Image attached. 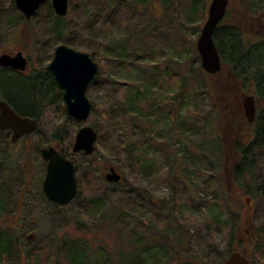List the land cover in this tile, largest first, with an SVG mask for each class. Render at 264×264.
Segmentation results:
<instances>
[{"label":"rangeland","instance_id":"1","mask_svg":"<svg viewBox=\"0 0 264 264\" xmlns=\"http://www.w3.org/2000/svg\"><path fill=\"white\" fill-rule=\"evenodd\" d=\"M80 1L83 0H68V10L71 4L75 3L74 10L80 12L78 10L83 9L82 4H79ZM131 1L127 0L130 4ZM150 1L145 0L143 7L148 4L149 11L158 18L164 15L166 20L169 19V26L172 27L173 21L177 25L179 20H182V15L187 11L184 7L187 8L189 0H163V2L159 0L160 3ZM196 1H199L200 15L190 25L183 27L182 46L184 47L164 51V54L166 52L167 57L170 58L168 65L173 69L174 74H179L182 78H188L191 74L197 73L198 68L201 67L196 41L206 21L210 0ZM149 11L140 16V20H137V17L134 18L132 27L137 26L139 29L149 21L155 22L156 25L157 21L154 16L150 17ZM18 12L14 0H0V54H15L21 51L29 60L35 58L33 52L35 33L38 40L47 38L44 36L45 15L39 8L30 20L26 21L20 12L21 17L17 14ZM226 12L219 22L220 30L217 32L216 41L227 49L226 47H229L231 43L230 34L236 31L231 30L230 26L240 27L242 41L252 46L247 47V60L242 58V62L236 65L235 71L240 74L247 70L252 74L247 73L243 90L236 88L234 96L224 97L216 90V87H212L211 83L209 94L212 100L215 96L220 102L225 101V98L228 99L230 102L227 108L232 111H235V103L233 104L232 100L240 101L242 115V100L252 95L256 107L255 120L260 118L264 122V41L259 38V35H264V0H228ZM115 32L119 38L125 35L117 29ZM236 33L239 34L238 31ZM38 40L37 42L43 45L42 41ZM237 41L238 37L235 42ZM155 43L158 47L163 45L159 40L153 42ZM61 44L63 43L50 42L44 46L46 52L42 58L44 65L49 64L52 57L48 58ZM73 49L88 54L97 66L101 65L100 46L93 47L94 54L91 49L83 46L77 45ZM227 54H225L227 60L224 68L218 71L222 74L216 76V79L222 83L226 80L240 83L232 76V64L228 63L230 60ZM256 69H259V73L255 72ZM4 70L0 69V98L5 100L8 98V91L2 87L5 85L4 82H9L12 70ZM144 72L145 69L139 67V64L132 66L129 70L121 69L116 73H108L104 70L102 76L110 75L113 83L101 85L100 90L97 87L100 86L98 84L100 82L96 81L95 85L94 80L89 84L86 97L94 110L85 121L73 120L66 112L64 113L63 99L56 98L54 102L42 109L35 131L25 138H19L16 148L7 144L6 139L0 136V231L4 227L5 235L10 239L12 246L11 255L3 264H31V259L26 260L27 252L33 256L37 264H115V256L120 254L121 249L125 253L134 250L130 239L135 237L136 233L150 238L148 241L150 244L147 245V248H150L149 253L146 251L141 253L145 264H156V261L163 257L168 264L184 262L185 264H224L231 246L235 250L238 249V240L240 244L246 245V238L244 241L242 239L244 236L235 231V216L223 225L209 218L212 204L216 199L221 206L220 198L225 195V184L217 162L210 159L206 149L202 148L203 144H206L209 150H213L211 147L213 145L218 146L217 142H212L213 137L216 138L213 134L215 126L210 121L213 113L210 99L202 87L193 91L194 93H188V97L175 98L173 103L171 101L170 105L177 110H175L177 118L172 130L168 132L172 126L170 120L157 129L156 134L149 131L143 132L145 138L161 137L163 142L155 139L153 146H145L146 156L155 159V167L151 172L143 175L134 174L131 168L130 171L123 168L121 159L116 156H107L104 147L96 143L95 151L91 156L70 154L76 166L78 198L76 196L69 204L60 206L45 197L42 182L46 162L40 156V149L53 146L54 137L59 130L73 137L83 126L92 128L98 126L101 131H106L108 124H100V114L104 112V109L115 108L120 103L121 92L143 80L146 73ZM23 75H25L22 77L23 81L26 82L30 77L33 78V75L29 76L28 73ZM10 87L16 95L20 92L17 91L19 86L12 81ZM190 88H194L192 84L187 87V89ZM151 91L150 100L155 97V99L166 101L176 94V90L167 91L159 86ZM52 93V90L49 91L46 97ZM142 119L139 123L145 127L148 126L146 123L148 119L153 120V118H147L144 121ZM149 123L153 125V122ZM226 126L229 127L230 124L227 123ZM131 130L139 131L137 128L130 129V127L124 129L125 133ZM181 130H183L182 133ZM234 131L232 126L226 131L224 143L221 144L225 148L224 152L228 153L233 138L237 135ZM68 142H64L65 146L69 145ZM213 154L218 156L219 152L213 150ZM168 157L177 159V163H172L170 166L167 162ZM92 162L94 167L96 166L94 174L86 176L85 167ZM98 163L105 166L101 168ZM255 166V185L260 190L257 203H254L252 211L249 210L250 223L254 227L264 229V153L259 154ZM110 168H114L120 174L119 182H106L105 175ZM101 177L103 181L100 180ZM230 192L231 194L227 196L228 204L232 205L234 212L239 214V204L249 205L251 201L245 195L239 196L240 191L236 190L233 183L230 184ZM99 203L101 207L98 212L95 207ZM124 209L126 211H123ZM111 214H118L117 221L111 219ZM223 215L225 216L224 213ZM11 218L17 219L15 221L17 225L8 222ZM170 223L175 227V233L181 232L185 236V244L178 255L169 247L166 240L156 237L161 230L170 226ZM252 225L249 226L252 227ZM248 231L249 227L244 228L245 234ZM232 236H234L233 240ZM190 238L193 240L191 241ZM170 240L172 241V237ZM80 248L84 250L81 260L76 259L73 263L71 258L74 255L70 257L69 254L79 251ZM259 252L251 264H264V247Z\"/></svg>","mask_w":264,"mask_h":264},{"label":"trees","instance_id":"2","mask_svg":"<svg viewBox=\"0 0 264 264\" xmlns=\"http://www.w3.org/2000/svg\"><path fill=\"white\" fill-rule=\"evenodd\" d=\"M83 1L79 3L82 4L83 7L82 10H78L80 12L74 10L76 5L72 3L65 17L56 16L49 1L39 7L45 15L44 36L47 38L38 40V37H36L37 34L35 33L34 36L36 39L33 40L35 45L33 49L35 58L29 59V69L27 72H10L11 78L9 82H4L5 85L2 87L4 90L8 91V98H5V100L0 99L7 102L18 115L35 119L37 124L39 122V114H42L43 108L48 106L49 103L54 102L56 98L63 99L62 90L58 87L51 74L46 70V65L42 62L43 55L46 53L44 46L50 44V42L53 44L62 42L72 48L77 47V45L83 46L91 49V51L93 47L97 48L100 46L102 53L99 62L101 65L98 66V74L94 79L95 85L100 82L98 83L100 86H97L99 90L103 85L113 83L110 79V75L105 74V76H102L104 70L108 73H116L121 69L129 70L132 66L139 64V67L141 66L145 69V78L140 80L137 84L130 85L129 89L123 90L119 97L120 103L115 108L111 107L107 110L104 109V112L100 114V124H108V129L106 131H101L98 126H94L93 128L97 133L96 143H100V145L104 147L107 156H116L118 159H121L120 161L123 168L129 171L131 168L134 174L143 175L151 172L155 167V159L146 156L145 146H153L155 139L162 142L161 137L145 138L143 132L149 131V133L156 134L157 129L167 124V121L170 120L172 121V126L168 132L172 130L177 118V110L174 106L172 107L170 105L171 101L173 103L175 98L188 97V93H194L193 91L202 87L206 96L208 95L207 97L210 99L213 113L210 121L215 126L213 134L216 138L212 136L214 138L212 142L218 143V146L213 145L211 147L214 151L219 152V155L215 156L213 150L206 148V144H203L202 148H204V150L206 149L210 159L217 162L225 184V195L220 198L221 206L218 205L219 203L216 199L212 204L213 208L209 214V218L217 224L223 225L234 216L236 217L235 231L242 234L244 236L242 239L245 241L246 238L247 241H245L246 245L244 243L242 245L238 240V249L235 250L231 246L230 253L232 251H239L249 260V264H251L253 258L259 255V251L264 247V229L263 227H254L250 223L251 212L249 211H252L253 206H255L254 203H257L259 199L258 191L260 188H257L255 185V164L259 154L264 153V122L259 118L253 123H247L240 111V101L236 99L232 100L233 98L231 99L233 101L231 102L233 104L235 103V111H232L230 108H227L228 102L230 101L226 98H228L229 95L234 96V93L237 91L236 88L243 90V86L245 85L244 79H246L247 73L252 74V72H248L247 70L240 74L235 71L236 65L242 62V58H246L247 60V47L252 46V44L242 41L243 38L240 37V35L242 36L240 27L231 25V30L233 29L236 31L230 34L231 43L229 47H226L227 49H224L222 44L216 41V37L218 36L217 32L220 30V25H218L213 31V40L221 59V69H223L226 64L227 57H225V54L228 53L227 56L231 62L228 61V63L232 64L231 69L233 70L231 71L233 74L230 73L237 80L234 77L233 79L241 84L230 80H226V82L222 83L216 79V76L222 74L221 72L208 74L205 73L201 67L198 68L197 73L191 74L188 78H182L179 74H174L175 72L170 65H168L170 58L167 57L166 52L164 54V51L167 50L168 52L170 49L178 50L184 47L182 46L184 42L183 27L190 25L191 22L200 15V10H198L199 1L189 0L187 8L184 7V10L187 11L182 15V20H179L177 25H175L176 23L173 21L172 27L169 26V19L166 20L164 15L158 18L153 12L149 11L148 4V6L146 5L147 7H143L145 5V0H132L131 4L127 2V0ZM153 1L160 3L159 0ZM147 11L150 12V17L154 16L158 23L156 22L155 25V22L149 21L140 26L139 29L137 26L132 27V20L136 17L137 20H140V16ZM17 14L21 17L19 12ZM114 28L125 33L124 37L119 38ZM237 31L239 34L236 33ZM237 37L238 41L235 42ZM259 38L264 41V35H259ZM37 40L42 41L43 45L39 44ZM98 40H101V42H98ZM158 40L163 43L161 47H158L156 43L153 44V42H157ZM92 54H94L93 51ZM51 57H53L52 54L48 59H51ZM258 70L259 69H256L255 72L259 73ZM26 73H28L29 76L33 75V78L30 77L28 82L23 81L22 78L23 76L25 77L23 74ZM11 81L19 86L17 91L22 93L19 92L20 94L17 93L16 95V92H13L10 87ZM210 83L212 87H216V90L226 97L225 101L220 102L216 99V96L214 100H212L209 94ZM189 84H192V88H194L187 89ZM156 86L162 87L167 91L176 90V94L169 97L166 101L165 99H155V97L150 100L149 96L152 93L151 90ZM51 90L53 91L52 95L46 97V93ZM93 110V106H91L90 115ZM63 112H66L64 104ZM142 118H153V120L148 119L146 122L148 126L145 127L143 124L139 123V120ZM145 119L142 120L144 121ZM150 121L153 122V125L149 123ZM227 123L230 124L229 127L226 126ZM231 126L235 129L234 134L237 135L233 138V142L229 151L227 149V153L226 151L224 152L225 148H223L221 144L224 143L226 131L231 128ZM125 127H130V129L137 128L139 131L134 132L131 130L129 133H125ZM252 128H254V130H252ZM182 131L183 130L180 132L182 133ZM63 133V130H59L58 134L54 137L53 146L63 157L72 161L70 148L74 137L73 135L69 136ZM115 134L117 135L115 136ZM0 136L7 141L3 140V142L5 141L7 144L16 148L15 146L18 144V139L13 140L8 130H0ZM65 141H70L68 142V146H65ZM224 153L225 156H223ZM81 156L83 157V155ZM177 161L178 160L175 158L168 157L167 159L170 166L172 163H177ZM98 164H100L101 168L105 166L101 163ZM94 168H96V166L94 167L92 162L85 167L84 174L86 176H92L94 174ZM100 180L103 181V178L101 177ZM230 181L235 185L236 190L240 191L239 196L245 195L251 201L249 205L239 204V214L234 212L232 205L228 204L229 199L227 196L231 194ZM77 195L79 194L77 193ZM221 200H223V202H221ZM93 206L95 207V205ZM99 207H101L100 203L95 207L98 212ZM215 210H217V212ZM123 211L126 210L124 209ZM223 213L227 216L226 218H224L225 216ZM117 216L118 214L110 215L113 221H117ZM16 220L11 218L8 222L17 225L15 222ZM249 225H252V227ZM246 227H249L247 234L244 232V228ZM174 229L175 227L171 226L170 223V226L168 225L165 230H161L156 237L159 236L161 240H166L169 247L178 255L185 244V236L181 232L175 233ZM170 237H172V241ZM233 238L234 236H232V240ZM149 240L150 238L147 235L142 236L136 233V236L130 239V244L134 246V250L125 253L121 249L120 254L115 256V264H145V261H143L141 257V253L143 251L149 253L150 248H147V245L150 244V242H148ZM190 240L192 241L193 238H190ZM11 249L10 239L5 235L4 227H2L0 231V264H3L5 260L9 259ZM251 249L252 251H250ZM83 251V248H80L79 251L73 254L68 253L70 257L74 255V257L71 258L73 263H75L76 259L79 261L81 260ZM25 257L27 261L31 259V264H37L34 262L33 256L28 252ZM165 260L166 258L163 257L159 259V261H156V264H168ZM183 264H185V262Z\"/></svg>","mask_w":264,"mask_h":264},{"label":"water","instance_id":"3","mask_svg":"<svg viewBox=\"0 0 264 264\" xmlns=\"http://www.w3.org/2000/svg\"><path fill=\"white\" fill-rule=\"evenodd\" d=\"M48 1L56 16L65 17L67 15L68 0H14V4L23 19L28 21L39 7ZM227 6L228 0H210L206 21L196 41L200 66L208 74H215L221 69V59L213 40V31L226 14ZM0 68L25 73L29 68V62L21 51L15 54L1 53ZM46 70L63 92L62 98L66 113L73 120L85 121L91 111L86 90L98 74L97 64L88 54L61 44L54 49L53 57L46 66ZM242 109L246 122L253 123L256 117V107L252 95L243 98ZM36 127L35 119L18 115L7 102L0 99V130H9L11 138L15 140L30 135ZM96 141V131L91 126H83L74 136L71 153L90 156L95 150ZM40 156L46 162L42 182L45 197L60 206L69 204L78 191L74 163L63 157L53 146L41 148ZM120 179V174L114 168H110L105 175L108 183H117ZM224 264H249V260L239 251H232Z\"/></svg>","mask_w":264,"mask_h":264},{"label":"flooded vegetation","instance_id":"4","mask_svg":"<svg viewBox=\"0 0 264 264\" xmlns=\"http://www.w3.org/2000/svg\"><path fill=\"white\" fill-rule=\"evenodd\" d=\"M0 69L11 70V69H9V68H0ZM12 71H14V70H12ZM15 72H16V71H15Z\"/></svg>","mask_w":264,"mask_h":264}]
</instances>
